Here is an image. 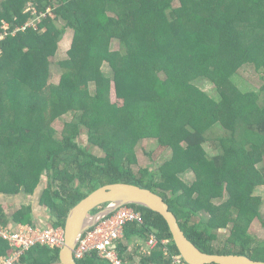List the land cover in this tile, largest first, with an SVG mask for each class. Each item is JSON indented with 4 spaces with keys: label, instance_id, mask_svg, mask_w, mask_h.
<instances>
[{
    "label": "trees",
    "instance_id": "1",
    "mask_svg": "<svg viewBox=\"0 0 264 264\" xmlns=\"http://www.w3.org/2000/svg\"><path fill=\"white\" fill-rule=\"evenodd\" d=\"M29 1L36 13L24 11ZM235 4L0 0V26L1 20L9 24V33L0 39V193H33L44 172L38 204L48 209L49 225L63 226L71 207L90 191L112 182L133 183L161 195L187 238L202 251L264 261V240L251 246L248 231L254 218L264 227L262 197L254 194L264 185V167L256 166L264 157V17L252 18L250 33H258L253 38L246 37L239 20L263 5L246 0L233 14ZM47 7L50 13L39 16ZM61 19L64 25H59ZM67 27L74 36L59 61L62 72L55 84L49 82L50 58ZM113 40L124 53L110 49ZM245 65L256 71L263 67L256 90L242 91L233 83ZM200 77L214 84L215 97L191 84ZM111 88L120 103L110 100ZM65 115L75 121H65L70 127L57 137L52 123ZM217 123L226 135L219 136L221 152L209 157L202 145L206 131ZM83 133L86 145L79 141ZM140 138L156 139L154 151L169 149L170 156L156 169L142 167L136 173L134 146ZM90 145L103 154L91 152ZM187 170L194 173L191 183L179 175ZM224 191L228 198L216 204ZM127 205L142 213L143 222L124 227L119 250L121 241L146 238L151 231L171 239L159 213ZM11 219L32 224V207L22 205ZM8 221L0 205V224ZM170 246L180 255L172 240ZM11 250L0 237V255ZM58 253L59 248L35 245L18 264H55ZM143 257L170 264L160 246ZM77 263L106 264L96 252Z\"/></svg>",
    "mask_w": 264,
    "mask_h": 264
},
{
    "label": "rangeland",
    "instance_id": "2",
    "mask_svg": "<svg viewBox=\"0 0 264 264\" xmlns=\"http://www.w3.org/2000/svg\"><path fill=\"white\" fill-rule=\"evenodd\" d=\"M246 5V0H236V4L233 7L232 13L237 14L238 10ZM261 5H263V9L260 10L259 8H254L252 11H250L248 17L246 14L242 15L239 18L240 20V26H243V30L246 33L247 38H253L258 33L251 34L250 30L251 25L254 23V20L252 19L255 17H264V0H261ZM168 14V12H166ZM59 25H64V21L61 19L59 21ZM262 27L264 28V21H262ZM33 26V25H32ZM74 36V31L72 28L67 27L65 29V32L63 33L62 37L58 40L57 43V50L54 56L50 58L51 64L49 68V82L51 83H58L60 79V75L62 72V68L59 65V61L63 59L66 56V51L70 48L72 38ZM111 50L119 51L120 53H124L125 49L121 45L117 43L116 40H113L110 44ZM102 69L105 73L109 74V66L106 63H103ZM239 71V72H238ZM237 73L233 76V83H235L236 86H238L242 91L247 90H256L258 89L259 85L263 82V80L260 78L261 73L263 72V67H259V70L256 71L253 66L245 65L241 69H239ZM161 78H164L163 73H159ZM191 84L195 86L197 89L205 92L207 95L210 96H216L219 92L215 89L214 84L208 79L204 77L195 78L194 80H191ZM91 89L93 86H90ZM113 87V86H112ZM110 100L116 101L120 103L121 101L117 99L115 96L113 88L110 90ZM71 120L72 122L75 121L71 115H65L62 120H56L52 123V127L55 130V135L59 137L62 133H64L70 126L66 125L64 122ZM226 135L225 128L221 127L218 123L212 125L207 131H206V141L203 143L202 147L205 151V154L207 156H212L214 154H218L221 152V141L219 140V136ZM79 141L84 143L85 145L88 143L86 141L85 134H81ZM89 145V144H88ZM91 147H88V149L97 154L102 155V151L100 148H98L95 145H90ZM157 148V140L154 138H140L138 139L136 145L134 146V151L136 155V163L132 165V169L134 172H138L140 168L142 167H148L152 169H156L164 160H166L170 156V151L165 150L163 152H155ZM257 167H264V157L260 161L256 162ZM44 175V172L42 173ZM42 175V179L40 180L39 184L35 188L33 193H18L17 196L13 195H7L4 194V196L0 197V203L3 206V209L6 212H9L14 207H18L22 203H30L31 205L38 208V215L42 217L41 220H48L50 217L44 214L47 213L48 209L43 207V205L38 204V197L39 194L45 184L46 178ZM187 183H191L194 181V173L192 171H185L181 174H179ZM1 194V193H0ZM254 194H258L262 197V203L260 205V212L263 215L264 214V185H259L255 188ZM228 198V192L224 191L223 196L221 198H216L214 201L216 204H220L224 202ZM101 207V206H100ZM47 210V211H46ZM94 212V211H93ZM207 214H205L204 219H206ZM48 218V219H47ZM44 223V222H43ZM50 223V219L48 222H46L44 225ZM224 229H219V234L224 233ZM249 233L253 236V242L251 243V246H254L257 244L258 241L264 240V227L261 226L259 220L257 218H254L251 222L249 228ZM132 247V246H131ZM134 249V248H133ZM255 256L258 257V254Z\"/></svg>",
    "mask_w": 264,
    "mask_h": 264
},
{
    "label": "built area",
    "instance_id": "3",
    "mask_svg": "<svg viewBox=\"0 0 264 264\" xmlns=\"http://www.w3.org/2000/svg\"><path fill=\"white\" fill-rule=\"evenodd\" d=\"M24 11L36 13V8L29 1ZM50 13V7L40 11L39 16ZM33 22V21H32ZM27 25L35 23L28 22ZM0 39L9 33V24L1 20ZM23 28V27H21ZM19 29L16 26L11 32ZM130 222L142 223V213L128 205H123L108 215L99 218L92 226L86 228L80 235L73 249L75 261L83 260L89 253L96 252L99 258L108 260L109 264H123L118 251V244L124 237V227ZM0 237L12 249L9 255H0V264H18L20 257L35 245L48 248H61L64 243L63 226L41 225L34 223H16L14 227L0 224ZM170 238H158L156 233H147L146 238H136L135 245L143 256H149L160 246L163 256L170 264H190L181 255L172 252ZM217 264V263H204Z\"/></svg>",
    "mask_w": 264,
    "mask_h": 264
},
{
    "label": "water",
    "instance_id": "4",
    "mask_svg": "<svg viewBox=\"0 0 264 264\" xmlns=\"http://www.w3.org/2000/svg\"><path fill=\"white\" fill-rule=\"evenodd\" d=\"M96 212L93 209L103 205ZM127 204L143 205L159 213L166 221L171 239L181 257L190 264H264V261L252 259L244 254L207 253L190 241L181 229L175 214L158 193L133 183L112 182L103 184L87 193L68 211L64 221V243L59 248L58 261L55 264H78L73 258V249L79 235L92 226L99 218L110 214Z\"/></svg>",
    "mask_w": 264,
    "mask_h": 264
},
{
    "label": "crops",
    "instance_id": "5",
    "mask_svg": "<svg viewBox=\"0 0 264 264\" xmlns=\"http://www.w3.org/2000/svg\"><path fill=\"white\" fill-rule=\"evenodd\" d=\"M181 177V176H180ZM182 179V178H181ZM23 193V192H21ZM1 196H4V194H0ZM0 196V197H1ZM14 196V195H13ZM15 196H17L15 194ZM0 205L2 206V204L0 203ZM22 205H30L32 207V217H33V222L34 224H41V225H44L46 222H48V220H41L42 217L38 215V208L31 205L29 202L27 203H22L21 205H19L18 207H14L13 209H11L9 212H6L4 209H3V206H2V209L4 210L6 216L9 218V221L7 224H5L6 226H11V227H14V225L17 223V222H14L12 221L11 219V214L16 210V209H19ZM98 208V207H97ZM100 208V206H99ZM102 208V207H101ZM100 208V209H101ZM96 209V208H95ZM98 209V210H100ZM94 209L89 213V214H92L96 211H94ZM44 216L46 217V214H44ZM44 222V223H43ZM3 225V224H2ZM47 225V224H46ZM135 240L136 238H133L131 239L130 241H127V240H123L121 241L122 245V251H121V246H120V250L118 249L119 253H120V257L122 259V262L123 264H165V263H162V262H159V261H156V262H147L144 260V257L143 255H141L139 252H138V248L137 246L135 245ZM120 245V244H118ZM132 246V247H131ZM134 248V249H133ZM172 249V247H171ZM172 252L173 249H172ZM153 253V252H152ZM97 255V254H96ZM98 257V255H97ZM99 258V257H98ZM101 260L105 261L106 264H109L108 260H105V259H102L100 258ZM170 263V262H169Z\"/></svg>",
    "mask_w": 264,
    "mask_h": 264
},
{
    "label": "clouds",
    "instance_id": "6",
    "mask_svg": "<svg viewBox=\"0 0 264 264\" xmlns=\"http://www.w3.org/2000/svg\"><path fill=\"white\" fill-rule=\"evenodd\" d=\"M77 262V261H76Z\"/></svg>",
    "mask_w": 264,
    "mask_h": 264
}]
</instances>
